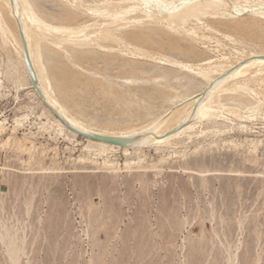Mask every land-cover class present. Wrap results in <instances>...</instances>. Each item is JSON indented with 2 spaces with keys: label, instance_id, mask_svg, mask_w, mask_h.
<instances>
[{
  "label": "rangeland",
  "instance_id": "obj_1",
  "mask_svg": "<svg viewBox=\"0 0 264 264\" xmlns=\"http://www.w3.org/2000/svg\"><path fill=\"white\" fill-rule=\"evenodd\" d=\"M225 1L224 14L198 24L208 25V39L192 40L142 35L148 25L131 20L99 28L103 16L90 8L113 10L119 2L33 0L52 26L98 27L93 43H42L51 79L45 84L94 128L145 126L204 85L172 62L198 65L217 53L264 48V9L250 7L259 0ZM68 8L76 19H62ZM227 36L233 42H223ZM9 38L0 28V264H14L11 240L20 249L16 264H264L263 90L249 98L261 116L230 115L227 107L246 106L225 98L222 117L141 148L126 162L120 148L100 153L79 133L59 134L58 115L28 86ZM214 44L223 51L209 50Z\"/></svg>",
  "mask_w": 264,
  "mask_h": 264
},
{
  "label": "bare ground",
  "instance_id": "obj_2",
  "mask_svg": "<svg viewBox=\"0 0 264 264\" xmlns=\"http://www.w3.org/2000/svg\"><path fill=\"white\" fill-rule=\"evenodd\" d=\"M73 1L75 6H80L84 0ZM102 1L108 5L113 2H119L120 6H116L117 8L113 10H109V8L104 7L103 9L101 8L98 10H94L93 7H91L93 9L90 8V14L103 16L101 26L98 25L99 28L108 29L110 28L108 27L110 24L115 25V23L119 21L121 23L122 21L125 22L131 20L132 22L135 21L142 24L146 23L148 25L141 30L140 33L142 35L159 36L162 33H166L168 36L175 34L181 38H189L192 40L208 39L206 34V31L209 29L206 27L208 25L199 27L198 24L202 25L207 23L209 21L208 19L224 14L228 7V3L225 0ZM35 3L33 0H0L1 34L5 38L10 37L11 43L16 46L17 54L27 76L28 86H31L35 93L39 96V99L58 115V117L54 120V123L57 124V126H60L58 127L59 134L64 131H68L74 136L78 135V133L82 134L85 139L90 142L94 151L105 153L120 148L123 151L126 162H128L130 158L133 159L141 148L153 146L159 143H170L182 134H188L189 132L195 130L194 127L196 125H200L203 120H212L220 117V108L223 107L224 103L222 102L225 98H229V100L231 98L233 100H238L236 101L239 103H236L238 104L237 106L240 104L246 106L245 112L232 109V107L231 109H229V107L226 108L228 109L227 111H229L230 115H235L241 119H247L252 113H260V111L263 110V108L259 105H250L249 98L251 95H256L258 93L256 88L264 91V48L258 51H249L247 48H241L237 50L234 55H231V53H217L214 57H211L198 65L197 63L192 65L184 62H172L176 67L193 72L195 75L201 77L204 80V85L199 93L193 95L192 97H187L185 100L183 99L184 101L182 103L176 105L161 118L155 119L145 126L129 131H116L104 128H94L90 124L81 122L68 112L59 99L48 90V85L45 84L44 77L46 78L47 83H49L51 79L49 77V71L46 67L47 59L44 58L46 61L45 64L42 61V43L50 42L53 46H55V48L61 46L60 43L63 41H91L93 43L90 35L93 33L95 35L96 32L98 33V27L97 29L91 27V30L93 31H89L90 27L88 26L89 29L86 31V27L66 28L64 26H52L36 14L34 7L37 5L35 6ZM233 6L235 7V5ZM250 7L257 8L256 11H259L261 8L264 9V0H259ZM238 11L239 9L236 10V12ZM256 11H253V13H256ZM127 13L132 14V16L122 19L119 18L121 15ZM77 15L78 13L73 8H68L61 16L63 17L62 19L71 21L76 19ZM6 19H12V22L10 23H12L14 27L13 31H11L7 25ZM118 25L120 24L118 23ZM142 27L143 26H141V28ZM111 33H113V31ZM111 35L108 33L104 34L103 32L104 38L112 37ZM214 35L218 38L217 42H221L222 37L224 38V36L219 34L217 31H214ZM117 40L118 39H116V41ZM225 40L233 42V39L228 36L225 37L223 42ZM122 43L124 42L122 41ZM89 44L91 45V43ZM95 44L96 43L94 42V45ZM218 47L219 46L217 45H211L209 46V50L216 48L222 52V47ZM49 50L50 49H48V51ZM153 60L155 59L153 58ZM224 101L226 102L227 100ZM223 113L222 115L224 116ZM226 114H228V112ZM261 115L259 116L263 119L264 110L261 112ZM252 116L254 117V115ZM225 117L228 116L226 115L224 118ZM18 120L16 121L18 122ZM54 123L52 122V124ZM92 136L112 138L119 141L121 144L111 143L104 140H94L91 138ZM91 147L89 149H91ZM107 161L108 157L105 159L106 163ZM14 244V241L11 240L9 243V247L11 248L8 249H10V252H13V263L16 264L18 262V253L20 249L16 247V245L14 246Z\"/></svg>",
  "mask_w": 264,
  "mask_h": 264
},
{
  "label": "water",
  "instance_id": "obj_3",
  "mask_svg": "<svg viewBox=\"0 0 264 264\" xmlns=\"http://www.w3.org/2000/svg\"><path fill=\"white\" fill-rule=\"evenodd\" d=\"M80 135H82V134H80ZM91 138L94 139V140H104V141L111 142V143L121 144V143H119V141H117L115 139H112V138L95 137V136H92Z\"/></svg>",
  "mask_w": 264,
  "mask_h": 264
}]
</instances>
